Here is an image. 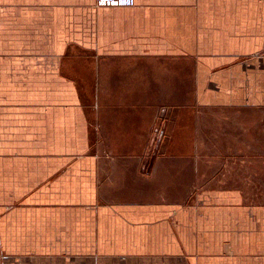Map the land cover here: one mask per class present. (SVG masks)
Masks as SVG:
<instances>
[{
    "label": "crops",
    "instance_id": "crops-1",
    "mask_svg": "<svg viewBox=\"0 0 264 264\" xmlns=\"http://www.w3.org/2000/svg\"><path fill=\"white\" fill-rule=\"evenodd\" d=\"M253 165L264 0H0V264H264Z\"/></svg>",
    "mask_w": 264,
    "mask_h": 264
},
{
    "label": "rangeland",
    "instance_id": "rangeland-1",
    "mask_svg": "<svg viewBox=\"0 0 264 264\" xmlns=\"http://www.w3.org/2000/svg\"><path fill=\"white\" fill-rule=\"evenodd\" d=\"M249 165H248V173H249ZM253 183L252 186L248 182L247 187H252V192L255 196V199L261 200V193L263 192L264 199V165H253ZM240 173V170H239Z\"/></svg>",
    "mask_w": 264,
    "mask_h": 264
},
{
    "label": "built area",
    "instance_id": "built-area-1",
    "mask_svg": "<svg viewBox=\"0 0 264 264\" xmlns=\"http://www.w3.org/2000/svg\"><path fill=\"white\" fill-rule=\"evenodd\" d=\"M135 0H97L99 6H131Z\"/></svg>",
    "mask_w": 264,
    "mask_h": 264
}]
</instances>
